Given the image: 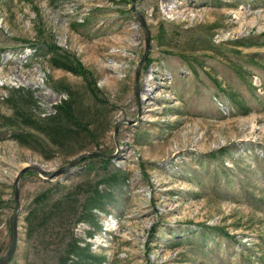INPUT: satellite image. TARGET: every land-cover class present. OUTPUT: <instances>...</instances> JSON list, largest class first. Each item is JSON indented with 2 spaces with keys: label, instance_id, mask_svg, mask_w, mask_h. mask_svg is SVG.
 <instances>
[{
  "label": "rangeland",
  "instance_id": "1",
  "mask_svg": "<svg viewBox=\"0 0 264 264\" xmlns=\"http://www.w3.org/2000/svg\"><path fill=\"white\" fill-rule=\"evenodd\" d=\"M132 1L0 0V260L21 169L87 152L22 176L7 264H264V0H135L138 81ZM70 99L63 140L29 126Z\"/></svg>",
  "mask_w": 264,
  "mask_h": 264
},
{
  "label": "trees",
  "instance_id": "2",
  "mask_svg": "<svg viewBox=\"0 0 264 264\" xmlns=\"http://www.w3.org/2000/svg\"><path fill=\"white\" fill-rule=\"evenodd\" d=\"M56 59V65L59 67V68H63V69H66L70 72H73V73H77V70L76 68L74 67L73 63H70V61L68 59L64 60H60L59 58H55ZM74 100L73 99H70V100H65L62 102L61 105H57L56 107V114L55 115H52L50 117H48V119H44L46 122H47V127L46 129L45 128H42V127H38V123L29 118L28 119V124L31 128L33 129H36L37 131H41L42 133L44 134H47L48 136H51L52 139L54 141L56 140H63L64 138H66L67 136H69L71 133L75 132L77 126L80 127L79 123H78V120L76 118V113H75V109H74ZM63 117H66L67 121L65 119H63ZM69 120L71 122H69ZM29 133H18L17 134V139L22 143V144H26V145H29L31 146L30 144V140L28 139V135H26ZM56 140H55V138ZM94 159H99L101 162H107L108 160L105 159V158H101V157H92ZM90 159L89 157H84L82 158V162L86 161ZM119 174L118 173H113V174H110L108 177H104L103 178V182L106 181V182H117L119 180ZM51 191H45L43 192L42 194H40L39 196H37L35 199H36V202H41L45 199L48 198V195ZM102 195L100 194V191H99V188L98 186L95 188V190L91 193V195H89L90 199H88L86 202L90 204H92V208H89L86 204L85 206V215L83 216H88L87 214H89V210H92L93 208H96L98 206H100V204L98 203L99 201L102 200ZM59 204V203H57ZM34 215V211H31L29 212V215L27 217V219L30 221V219L32 218V216ZM33 227V225H32ZM71 251L73 252H76L78 254H81V253H85L86 252V249L84 247H81L80 245L78 244H74V246L71 248ZM92 257V255H90ZM97 260H101V257H93Z\"/></svg>",
  "mask_w": 264,
  "mask_h": 264
},
{
  "label": "water",
  "instance_id": "3",
  "mask_svg": "<svg viewBox=\"0 0 264 264\" xmlns=\"http://www.w3.org/2000/svg\"><path fill=\"white\" fill-rule=\"evenodd\" d=\"M132 8L136 14V16L138 17V19L141 22V25L144 29L145 32V37H146V50H145V54L141 60V63L137 69V81L139 79V75H140V70L141 67L147 57V54L150 50L151 47V32L149 30V27L147 25V22L145 20V18L136 10L135 7V0L132 1ZM90 156H103V157H107V158H111L112 156L110 155H106V154H102V153H81L79 155H77L70 163H68L67 165H65L64 167L57 169L53 172H49L46 171L45 169H43L42 167L39 166H35V165H27L25 166L23 169H21V171L18 173L15 181H14V191H15V208H14V212H13V216H12V239H11V243L9 246V249L7 251V253L3 256V258L0 260V264H7L8 261L10 260L11 256L13 255L15 249H16V245H17V241H18V216H19V209H20V194H19V182L22 178V176L30 171L33 172H37L39 175L44 176L45 178H55L56 176H59L61 174H64L66 172H68L70 169H72L73 167H75V165L77 164V162L84 157H90Z\"/></svg>",
  "mask_w": 264,
  "mask_h": 264
}]
</instances>
